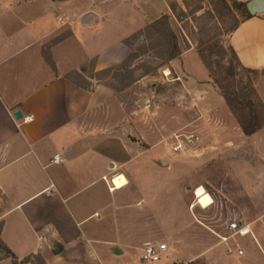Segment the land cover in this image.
I'll list each match as a JSON object with an SVG mask.
<instances>
[{"label": "crops", "instance_id": "1", "mask_svg": "<svg viewBox=\"0 0 264 264\" xmlns=\"http://www.w3.org/2000/svg\"><path fill=\"white\" fill-rule=\"evenodd\" d=\"M169 11L167 0H0V240L17 264H32L37 256L43 264H123L126 251L131 264H264V249L254 234L251 238L248 220L249 232L232 236L231 256H237L216 259L225 247L201 225L193 210L196 199L184 203L182 191L190 187L149 183L159 175L156 163L200 154L192 147L200 137L173 151L174 138L135 136L116 92L85 70L87 63L90 73L121 63L131 52L124 40ZM64 30L68 33L54 40ZM229 45L244 67L263 70L264 13L240 20ZM170 65L197 107L218 104L235 125L192 48ZM77 73L90 87L73 82ZM143 110L149 108L143 104ZM234 128L238 141L264 158V125L249 136L239 125ZM185 170L177 166L171 172ZM254 174L264 175V168ZM120 175L125 183L115 187ZM151 193L157 198L152 205ZM213 203L214 198L206 207L198 205ZM151 217L159 229H150ZM244 237L259 250L250 260L241 248ZM145 243L166 244L159 261L141 260ZM0 264L13 259L0 254Z\"/></svg>", "mask_w": 264, "mask_h": 264}, {"label": "rangeland", "instance_id": "2", "mask_svg": "<svg viewBox=\"0 0 264 264\" xmlns=\"http://www.w3.org/2000/svg\"><path fill=\"white\" fill-rule=\"evenodd\" d=\"M167 1L175 13L174 16L169 11L168 21L182 51L192 48L205 68L209 67L211 76L207 82L214 91L224 101L220 94L221 89L238 94L239 99L250 102L260 120L264 121V69L253 71L243 69L229 47L232 27L242 18L241 12L222 0ZM67 33L68 31L64 30L57 38ZM129 41L134 52L138 54V57L130 62L132 73L126 75V71L119 72L125 76L122 81L119 76L113 78V74L104 79L106 83L118 88L116 97L121 105V113L128 116V122L125 123L133 128V133L137 137L146 135L152 139L158 137L171 141L175 139V135L192 133L190 130H196L195 134L200 137L198 144L192 145L193 148L201 150L200 154L172 156L169 164L166 161L156 163L154 169H158L156 171L159 175L150 177L149 183H153V180L162 182L165 180L166 184L173 181L182 188L190 187L186 192L182 191L183 201L187 204H192L196 199L200 206L206 207L214 198V203L210 207L202 209L195 204L193 208L202 221L201 225L212 232L215 240L222 242L225 247V251L219 249L214 258L233 260L234 256H237H231L234 253L233 235L227 230L228 224L233 220L238 226H249L248 220L252 230L251 238L254 234L264 249V175L254 174L259 166L264 168V158L258 155L250 143L238 141L234 128L238 126V122L233 114L235 125L229 123L218 104L205 102L201 108L197 107L192 99L195 96L186 91L183 85L184 78L180 72L176 73L171 68L170 61L162 64V60L154 56L153 50H147L148 42L142 36L131 37ZM152 42L163 43L164 38L156 35ZM85 70L90 74V63L85 65ZM163 70L166 73L169 70L170 74L164 76ZM207 71L209 72L208 69ZM176 77L178 79L175 80ZM77 80L85 83L80 76H77ZM146 98L151 101L148 111L143 110ZM199 101L201 100L196 99L197 103H200ZM231 102L238 119L245 121L248 109L247 112H243L239 100L231 98ZM177 166H186L188 170L182 175L172 174L171 170ZM124 183L125 178L122 175L114 179L115 187H120ZM200 187L204 189V194L196 196ZM156 201L157 198L155 200L151 193V205ZM153 210L151 206L150 212ZM150 215L153 216L152 213ZM149 224L152 231L155 228L159 229L152 217ZM239 240L243 246L241 248L247 252L244 259L250 260L259 255L257 252L259 250L253 249L250 237ZM130 256L132 255L126 251L119 262L134 263ZM30 260L32 264H42L37 257ZM191 264L206 263L196 260Z\"/></svg>", "mask_w": 264, "mask_h": 264}, {"label": "trees", "instance_id": "3", "mask_svg": "<svg viewBox=\"0 0 264 264\" xmlns=\"http://www.w3.org/2000/svg\"><path fill=\"white\" fill-rule=\"evenodd\" d=\"M222 1L225 2L227 5L229 4L232 8L234 7L235 9H237L241 12L242 18L240 20H243V19H246V18H249L252 16L246 9V6H245L246 2L237 1V0H222ZM167 3H168L169 9H170L172 15L175 16L174 9H173L172 5L168 1H167ZM169 16H170L169 13H164V14L160 15L159 17L155 18L154 20L148 21L146 26L142 30H140L139 32L134 33L133 35L126 38L124 40V43H125V45H127L131 49V52L121 63H119L117 65L109 66L107 68L96 71L94 73H90L88 75V77L94 78L97 81L104 83L105 85L109 86L113 91L117 92L118 88L106 83L104 81V79L106 76H109V74H113L112 75L113 78H117V76H119V77H121V81H122L125 76L121 75L119 72L126 71L127 72L126 75H130L132 73V69H130V62L133 59L137 58L138 54L136 52H134V50L132 49V44L129 41V38H131V37L142 36L145 39V41L148 42L147 50H150V51L153 50L154 56L161 59L162 64H166L175 58H179L181 56L182 49L178 43V39H177L175 32L173 31L172 27L169 24V21H168ZM239 21L234 24L231 32L239 24ZM156 35H158L159 38H161V37L164 38V42L154 44L152 42V39ZM60 38H62V36H60L56 40H58ZM229 47L232 50V52L234 53L238 63L240 64V66L243 69H245L247 71H253L254 70L251 68L244 67L239 62V60L236 56V53L233 50V48L231 47V45H229ZM207 69L209 70V76H211L210 69L208 66H207ZM82 70L84 71V69H82ZM146 72L147 71H145V74H146ZM77 75L82 77V79L84 80L85 83H80V82H77L74 80H73V82H75L77 85L82 86L84 88L90 87L91 84H89V82L87 81V79L84 78V76H82L78 73H77ZM68 76H70V75H68ZM220 94L224 97L226 105L228 106V108L232 112V114L235 116V118L238 122V125H239V127L242 130L244 135L249 136V135L255 133L256 131H258L264 125V121L260 120V118L257 114V111L250 105V102H246L242 99H239L238 94H234V93L232 94V93L224 91L222 89L220 90ZM231 98L234 100H239L241 106H243V112H247V109H248L249 113H247L245 121L238 119V115H237V113L233 107V104L231 102ZM0 254H2L4 256H11L13 259V264H17L15 261V258L11 255L10 251L1 242V240H0ZM37 258H39L41 260V258L39 256H37ZM25 260H27V259H25ZM41 262L43 264L42 260H41Z\"/></svg>", "mask_w": 264, "mask_h": 264}, {"label": "built area", "instance_id": "4", "mask_svg": "<svg viewBox=\"0 0 264 264\" xmlns=\"http://www.w3.org/2000/svg\"><path fill=\"white\" fill-rule=\"evenodd\" d=\"M164 76H167L169 73H166L165 70H163ZM175 80L178 79V77L174 78ZM151 106L150 99L146 98L144 100V107L149 108ZM183 137V138H181ZM176 144L173 146V151H176L177 149H181L183 145L194 143L198 140V136L195 133H186V134H178L175 135ZM248 226V225H247ZM247 226L239 227L236 221H231L228 224V228L232 230L231 235L239 234L244 235L249 232V229ZM166 248L165 243H145L142 248V254H141V260L145 263L148 262H157L160 260L162 253L164 252ZM238 253H241V250H238Z\"/></svg>", "mask_w": 264, "mask_h": 264}, {"label": "water", "instance_id": "5", "mask_svg": "<svg viewBox=\"0 0 264 264\" xmlns=\"http://www.w3.org/2000/svg\"><path fill=\"white\" fill-rule=\"evenodd\" d=\"M246 9L251 15L264 13V0H248L246 1ZM16 118L21 117V113L17 110L14 112ZM59 250V249H57ZM115 253H120L119 249L114 250Z\"/></svg>", "mask_w": 264, "mask_h": 264}, {"label": "bare ground", "instance_id": "6", "mask_svg": "<svg viewBox=\"0 0 264 264\" xmlns=\"http://www.w3.org/2000/svg\"><path fill=\"white\" fill-rule=\"evenodd\" d=\"M167 73H169V70H167ZM203 194H204V189H202L201 187L198 188V190L196 192V196H202Z\"/></svg>", "mask_w": 264, "mask_h": 264}]
</instances>
